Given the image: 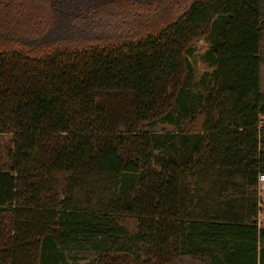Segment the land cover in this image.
I'll return each mask as SVG.
<instances>
[{
	"label": "trees",
	"instance_id": "1",
	"mask_svg": "<svg viewBox=\"0 0 264 264\" xmlns=\"http://www.w3.org/2000/svg\"><path fill=\"white\" fill-rule=\"evenodd\" d=\"M259 172L264 0H0V264H264Z\"/></svg>",
	"mask_w": 264,
	"mask_h": 264
},
{
	"label": "built area",
	"instance_id": "2",
	"mask_svg": "<svg viewBox=\"0 0 264 264\" xmlns=\"http://www.w3.org/2000/svg\"><path fill=\"white\" fill-rule=\"evenodd\" d=\"M257 197V215L254 223L259 230L264 229V172H259L255 186Z\"/></svg>",
	"mask_w": 264,
	"mask_h": 264
},
{
	"label": "rangeland",
	"instance_id": "3",
	"mask_svg": "<svg viewBox=\"0 0 264 264\" xmlns=\"http://www.w3.org/2000/svg\"><path fill=\"white\" fill-rule=\"evenodd\" d=\"M196 47L198 49V52L202 53L206 50L207 43L204 39H201V40L197 41ZM196 67H197L199 74H202L204 71L208 70V67L206 66V64L204 62H202L200 59H197ZM8 140H9V136H6L5 142Z\"/></svg>",
	"mask_w": 264,
	"mask_h": 264
}]
</instances>
